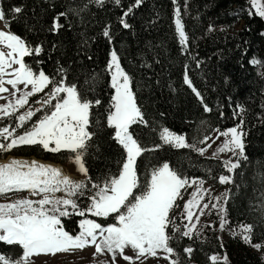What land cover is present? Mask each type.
Masks as SVG:
<instances>
[{
  "label": "trees",
  "instance_id": "obj_1",
  "mask_svg": "<svg viewBox=\"0 0 264 264\" xmlns=\"http://www.w3.org/2000/svg\"><path fill=\"white\" fill-rule=\"evenodd\" d=\"M134 2L121 0L116 5L114 0H105L100 7L90 0H0V8L6 11L8 31L32 46L41 44L44 48L40 56L25 58L26 62L57 80V69L63 67L66 83L77 84L87 92L88 99L102 101L104 107L93 110L102 124L112 95L110 73L106 71L108 52L115 49L149 122L147 127L135 128L146 147L161 143L159 132L163 127L185 135L187 142L198 148L215 129L241 125L248 159L241 160V166L230 173L233 183L225 187L228 195L224 207L230 222L226 229L254 224L252 243L264 244V19L255 14L250 0H143L126 18L131 27L125 29L120 18ZM17 6L22 13L11 12ZM177 7L188 37L186 44L180 43L174 25ZM61 12L68 13L60 18L63 27L58 32L50 31L53 18ZM106 26L110 28V41L103 36ZM254 59L260 63H251ZM37 60L42 63L36 65ZM185 74L203 102L185 83ZM85 81L94 85L91 91ZM36 100V96L29 98V105ZM205 104L210 112L204 110ZM62 153L44 151L40 145H23L2 151L0 157L34 156L62 163ZM123 157V149L111 139V130L101 128L84 158L88 175L95 181L116 174L117 162ZM222 161L193 148L164 145L138 160L139 175L143 182L153 167L168 162L188 179L217 184L218 176L228 172ZM86 201L87 195L78 203L83 206ZM178 204L181 206L180 201ZM172 214L182 230V212L177 207ZM75 218H61L66 231L77 230ZM99 221L114 222L112 218ZM212 223L203 227L199 237L189 239L177 234L171 246L178 264H211L209 256L213 253L227 254L231 260L227 264H264V248L251 247L232 231L222 240L214 219ZM187 247L193 249L188 257L184 252ZM20 251L19 246L0 243V253L8 257H17Z\"/></svg>",
  "mask_w": 264,
  "mask_h": 264
},
{
  "label": "snow or ice",
  "instance_id": "obj_2",
  "mask_svg": "<svg viewBox=\"0 0 264 264\" xmlns=\"http://www.w3.org/2000/svg\"><path fill=\"white\" fill-rule=\"evenodd\" d=\"M90 2L103 7L105 0ZM114 3L120 5L121 0H114ZM142 3L143 0H135L123 12L120 18L123 28L131 27L126 18ZM250 5L255 9V14L264 17L262 0H250ZM22 11L19 6L11 9L14 14ZM67 15V12H61L55 16L50 31L58 32L63 27L59 22L60 18ZM175 16L180 43L186 44L188 37L179 7L175 10ZM0 22L5 23V28L9 27L3 8H0ZM103 36L111 40L109 26L104 28ZM43 51L41 44L32 46L20 35L0 29V100L6 101L0 104V121H11L13 118L15 120L14 126L11 122L0 126V150L9 151L22 145H40L44 150L53 153L66 151L71 154L70 158L85 179L74 180L64 175L61 169L35 160L29 162L13 159L0 164V195L27 191L31 196L40 197H23L0 203V243L22 249L18 257L0 254V264H34L33 258L41 254L74 252L88 246L95 247L94 256L111 254V264H117L118 256L129 264H133L134 259L143 264L142 257H157L158 252H163V258L168 259L170 264H178L177 260L171 258L175 252L172 242L177 239V234L189 239L193 236L199 237L197 225L200 217L205 214V209H218L219 229L225 230L230 222L227 219V209L220 201L224 197L225 203L227 202V192L213 197L216 203H201L205 195L209 194V189L203 187L204 181L200 178L190 181L168 162L153 167L150 178L141 181L138 160L146 153L169 145L176 149L193 148L203 155L207 148H196L195 144L187 142L185 135L177 134L167 127L159 132L161 143L152 147L144 146L136 135L135 128L140 125L147 127L149 122L137 102L132 78L121 66L115 49L111 51L106 67V71L110 73L113 94L102 117L103 124L93 111L104 107L102 101L98 98L88 99L87 92L82 91L77 84L66 83L67 72L63 67L57 69L60 76L57 80L55 76L46 74L42 68L26 62L25 58L38 57ZM40 63L42 61L35 62L36 65ZM251 63L258 64L260 61L254 59ZM184 80L203 102L201 94L192 85L187 74ZM85 84L89 86L88 91L94 87L89 81H85ZM49 85L52 87L45 92ZM4 93H8V96L3 95ZM40 93L44 95L35 101L39 107L29 106L25 111H20L29 105V98ZM204 110L210 112L211 108L205 104ZM37 113L42 115L33 121ZM105 127L111 130V139L123 149L125 155L117 162L119 170L116 174L94 181L88 175L84 158L93 146L99 130ZM18 129L21 131L18 132ZM217 132L216 138L223 136L225 140L213 153V157L218 158L219 153L230 152L236 159L223 160L222 164L232 173L241 166V160L248 159L244 144L246 133L241 125ZM209 139L210 137L205 136L200 142L206 143ZM96 150L99 151V146ZM218 179L221 184L233 183L231 175H220ZM193 185L195 190L184 202L182 218L187 223L183 225L184 230H181L172 213L179 207L178 201L183 199L182 190ZM58 192L65 195L56 196ZM86 195L89 204L81 207L78 201ZM193 208L199 210L198 215L192 211ZM88 214L97 218H112L115 222L104 225L96 219L85 218L79 221L80 231L75 235L65 230L62 217H86ZM211 226L209 224L205 227ZM254 228V224H241L238 226L239 230L231 231L234 236H240L244 243L260 250L264 248V244L252 243ZM128 248L133 250L134 257L126 254ZM184 252L190 256L193 249L187 247ZM209 259L211 264H227L228 257L226 254L223 257L214 254ZM99 264L109 262L100 261Z\"/></svg>",
  "mask_w": 264,
  "mask_h": 264
},
{
  "label": "rangeland",
  "instance_id": "obj_3",
  "mask_svg": "<svg viewBox=\"0 0 264 264\" xmlns=\"http://www.w3.org/2000/svg\"><path fill=\"white\" fill-rule=\"evenodd\" d=\"M262 2H264V0H262ZM253 10L255 11V9H253ZM262 18L264 19V17H262ZM175 19L176 18H174V25H175ZM0 29L6 30V28L3 25V22H0ZM111 51H112V48H110V50L108 52L107 64H108V62L110 60ZM109 83H110V79H109ZM8 87H10V86H8ZM112 94H113V90H112ZM3 95L8 96V93H4ZM5 102L6 101H4V100H0V104H3ZM30 106L39 107V105H31V104H30ZM27 107H29V106L26 105L25 109H21L20 111L21 112L25 111L27 109ZM41 115H42V113H37L36 116L33 117V121L39 119ZM10 122L14 126V124H15L14 118L11 121L8 120V119L0 121V126L7 125ZM29 126H30V124H29ZM231 127H235V126H230V127L224 128L222 130L215 129L208 136V137H210V139L206 143H202V145H200L198 148H207V151L204 153V155L205 156H209V157H213V153L217 151V148L220 147L222 145L223 141L225 140V137H223V136H221L219 139L216 138L217 135H218L217 130H219V132H223V131L227 130L228 128H231ZM19 131H21V130L18 129V132ZM177 134H180V133H177ZM3 142L7 143V141H3ZM209 144H211V147H208ZM41 148H42V146H41ZM2 151L3 150H0V155L2 154ZM44 151H46V150H44ZM47 152H49V151H47ZM50 153H53V152H50ZM62 154H63V156H62L63 165H61V164H58V165L67 174H69V176L72 179H74V180H84L85 179L84 175L77 170V166L75 165V163L70 158L71 154L66 152V151H63ZM213 158H217V157H213ZM218 158H220L222 160H226V159H229V158H232L233 160L236 159L235 157L232 156V154L230 152L219 153L218 154ZM13 159L21 160V161H29V162L35 160V161H38V162L46 164V165L54 166L53 165L54 163H50L49 161H44V160L36 159V158H33V157L15 156V155H11V154H7V155H5L3 157H0V164L8 163V162H10ZM66 168L69 171L75 173V175H73L71 173H68ZM223 175H230V173L227 172V173H225ZM148 178H150V177H148ZM218 178H219V176H218ZM218 178H217V181H216L217 184H213L210 181H204L203 180L204 181L203 187L209 189V194L205 195V198H204V200L201 203H205V202L216 203V201L213 199V197L220 196L221 194L225 193V187H226L227 184H221L219 182ZM192 179H195V178H190L189 180L191 181ZM194 190H195V185H193V187H191V188H188L187 190H182L183 199L180 200L181 206L178 207L179 211L182 212V214L184 212V202L187 201L190 198V194ZM63 195H65V193H63V192L56 193V196H63ZM23 197H27V198H31V199H39L40 198L38 196H31L29 192L24 191V192H19V193H8L7 195H0V203H7V202H10L12 200L23 198ZM220 203L224 204V197L221 198ZM88 204H89V200L87 199L85 205H83L81 207H84V206H86ZM192 211H194L197 215L199 214V210L197 208H193ZM75 216H76L75 219H76V225H77V232L76 233H78L80 231V229H79V221L81 219H85V218L96 219L97 222L101 223L98 220L97 217H94L91 214H88L86 217H80L78 215H75ZM181 217H182V215H181ZM181 219L183 220V225L185 223H187V220H185L183 218H181ZM213 219L215 220V225H216V230H217L218 235L220 236V238L222 240H225L228 237V234L231 233L232 229L229 230V229L225 228V230H223V231H221L219 229L220 217H219V214H218V209H212L211 207H209L208 209H205V214L200 217V222L197 225V230L202 231L204 229L203 227H205L206 225H209V222H210V224L213 225V223H212ZM194 222H195V218H194ZM108 224H111V222L108 223ZM182 230H184V229L182 228ZM74 233H72V234L75 235L76 233L75 234ZM21 252H22V250H21ZM94 252H95V247L94 246H88V247L84 248L83 250H76L74 252H63V253H57L56 255L41 254L40 256L34 257L33 259H34V264H99L100 261H108L109 264H111V254H107V253L104 254V255L97 254L96 256H94L93 255ZM126 254L129 255V256H133L134 257V252H133V250L131 248L126 249ZM214 254L218 255L220 257H223L225 255V253L224 254L223 253H213L211 255H214ZM164 255L165 254L163 252H158L157 257H150V256H148L147 258L142 257L141 260L143 261V264H170V261L168 259H164L163 258ZM186 255H187V253H186ZM187 257H188V255H187ZM227 257H228V255H227ZM171 258L176 260V257L174 255V253L172 254ZM188 262H189V264L192 263L191 261H188ZM230 262H231L230 257H228L227 263H230ZM117 264H129V262L123 260L121 257L118 256L117 257ZM133 264H141V261H136L134 259L133 260Z\"/></svg>",
  "mask_w": 264,
  "mask_h": 264
},
{
  "label": "bare ground",
  "instance_id": "obj_4",
  "mask_svg": "<svg viewBox=\"0 0 264 264\" xmlns=\"http://www.w3.org/2000/svg\"><path fill=\"white\" fill-rule=\"evenodd\" d=\"M53 165H54V167L61 169V171L63 172L64 175L69 176V174H67L58 164H53Z\"/></svg>",
  "mask_w": 264,
  "mask_h": 264
}]
</instances>
